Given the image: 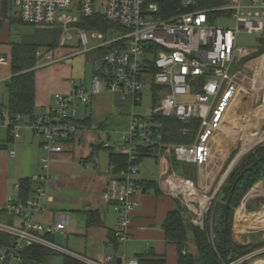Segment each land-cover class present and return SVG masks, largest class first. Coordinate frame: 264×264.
Returning <instances> with one entry per match:
<instances>
[{
  "label": "built area",
  "instance_id": "1",
  "mask_svg": "<svg viewBox=\"0 0 264 264\" xmlns=\"http://www.w3.org/2000/svg\"><path fill=\"white\" fill-rule=\"evenodd\" d=\"M15 9L17 18L41 29L58 30V45L65 46L76 38L80 53L102 50L99 66L90 80L89 87L74 85L68 93H58L54 104L39 115H32L26 122L47 154L63 151V145L75 139L79 126L76 123L79 104H88L91 97L102 91H113L138 104L146 79L151 87L159 89L156 105L142 113L130 114L128 129L120 135V145L113 151L127 155L130 162L136 159L137 146L156 148L162 146L164 167L162 175L165 192L179 199L190 215V222L203 228L212 199L205 194L204 203L198 199L200 189L195 181L170 170L167 156L176 162L196 165L200 174L206 165L209 144L217 129L226 120L229 109L236 105L239 88L244 93L256 88L254 98L259 107L264 106V51L248 57L237 72L229 73L230 64L237 54L246 57L250 51L236 46L239 32L264 34V0H5ZM173 1V5L166 3ZM215 3L204 6L208 2ZM169 14V15H168ZM102 18L104 28H84L80 20ZM232 17L233 27L217 25L216 21ZM98 24L97 21H93ZM87 32L96 42L88 47ZM36 60L52 62L51 51L37 50ZM5 57L0 55V63ZM246 62L251 64L247 66ZM153 70H152V68ZM248 90V91H247ZM243 92V91H242ZM242 101V100H241ZM240 105V104H239ZM237 106L235 107V109ZM176 117L181 121L199 119V128L190 144H161L153 136L152 116ZM22 115L9 119L5 109L0 110V131L6 130L15 139L20 137L18 128ZM14 151L10 150V154ZM49 157L41 158L40 173L31 176L32 195L21 201L8 198L0 214L20 219L19 225L0 221V232L7 235L9 245L0 249V264H21L23 250L39 245L88 264H100L73 252L49 239V235L67 228L68 212L54 214L52 224L43 225L35 213L44 208L48 178ZM139 164L112 172L103 191V198L113 204L117 213L114 236L118 244L129 239L131 215L137 202L133 199L141 192L138 178ZM230 173V172H229ZM228 176V175H227ZM226 179V178H225ZM18 191V184L15 185ZM249 192L235 209L232 229L242 231L251 226L237 222L238 211L254 219L256 212L247 210ZM257 215V214H256ZM237 226V227H236ZM264 250L254 251L244 257L224 264H238ZM118 257H108L107 264H118ZM119 264H138L137 260L119 256Z\"/></svg>",
  "mask_w": 264,
  "mask_h": 264
},
{
  "label": "crops",
  "instance_id": "2",
  "mask_svg": "<svg viewBox=\"0 0 264 264\" xmlns=\"http://www.w3.org/2000/svg\"><path fill=\"white\" fill-rule=\"evenodd\" d=\"M15 20H19L15 9L5 0H0V55L6 57L8 62V65L0 63V83H3L4 88L6 81L11 76L10 53L11 45L15 42L10 41L9 30L11 23ZM79 46L78 40L73 38L65 46L57 45L52 49L40 46L36 49V51H51L53 63L74 56L75 58H73L74 63L71 67L64 66L63 69H60L61 74L57 76V81L55 80L56 82L51 86L47 85L50 82L42 76L37 78L35 74L33 115L44 113L49 106L54 104L56 94L68 93L74 85L89 87L90 80L100 62L95 63L94 56H90V63L93 65L92 74L91 78L86 81L87 59L79 52ZM72 48L77 49L71 50ZM52 62L42 60L38 63L36 60L34 69ZM246 63L247 66L251 64L250 62ZM59 78H64V80L59 81ZM75 78H77V82ZM5 103L0 101V104ZM79 105H83V115L76 116L77 121H82L77 135L73 141L65 143L63 151L58 153L47 154L41 147L40 139L26 125L30 118L28 116H22V120L25 118L26 122L22 121L19 125L20 137L18 139L9 134L11 139L6 141L4 139L8 132L0 131L1 142L5 144L4 147H0V208L6 204L8 198L18 197L15 185L19 179H30L32 175L40 173L41 158L46 155L49 157V162L45 204L43 209L35 213V219L43 225H49L53 223L54 214L57 212H68L70 215V221L65 230L48 236L51 241L100 264H107L109 256H125L137 260L138 263L141 261L143 264H160L161 262L162 264H177V245L166 240L163 223L167 213L177 207V202L181 207L185 206L179 199L165 192L164 175H162L163 153L157 158L147 157L153 158V164L146 163V158L139 164L138 178L154 181L155 185L143 189V191L141 189V192L133 197L137 205L131 215L129 239L124 244L116 242L117 244L114 245L111 242L117 213L113 204L103 198V191L110 178L106 171L110 168L108 151L97 146L94 149V145L102 144L97 139L101 134L109 133L108 127L121 124L124 130L119 134L125 132L129 127L130 114L134 112V107L137 104H132L130 99L122 97L118 92L102 91L92 96L88 104ZM128 107L130 113L127 112ZM85 119H88L89 124L83 122ZM120 135L117 139L118 142ZM10 150H13L14 153L10 154ZM167 157L170 170L179 173L171 163L170 156ZM194 181L199 189H202V186L198 184L200 182L198 173ZM202 181L203 179H201ZM259 182L260 185L251 191L247 203L257 198L264 200V181ZM261 207L263 206L260 205L258 208ZM88 212L93 214L92 223H88ZM242 214L241 221L246 224L252 221L248 215L243 212ZM183 216L187 223L193 225L190 222L187 209ZM0 221L12 225L20 224V219L4 214H0ZM1 234L3 233L0 232V237ZM5 236L8 239V244L1 246L0 249H6L9 245V238L7 235ZM232 238L238 243H248L252 240L251 235L244 233L243 230L232 229ZM183 251L191 253L193 256L197 254L190 230ZM55 257H58L59 260H54ZM66 258L74 261L73 264H88L56 252H53L44 263L35 264H72V261L66 262ZM250 264H264V256L251 259Z\"/></svg>",
  "mask_w": 264,
  "mask_h": 264
},
{
  "label": "trees",
  "instance_id": "3",
  "mask_svg": "<svg viewBox=\"0 0 264 264\" xmlns=\"http://www.w3.org/2000/svg\"><path fill=\"white\" fill-rule=\"evenodd\" d=\"M166 3L172 4L173 10L178 11L173 1H167ZM213 4L215 3L212 1L204 4V6ZM94 20L97 21L98 24H94ZM78 25L84 28L100 29L108 26L106 21L100 17L90 19V21L82 19L78 22ZM48 32L50 38L46 42H15L11 45V76L8 81H6L5 86L7 101L5 104H0V110L5 109L9 119H13L16 114L31 117L34 113L35 51L40 46L52 49L58 45V32L55 30ZM151 88L153 91L152 102L153 105H156L159 94L157 92L155 93V91L159 88L155 86ZM152 119L154 122V126L152 127L153 136L155 138L159 137V142L161 144L192 143L200 123L197 118L181 121L174 116L164 117L160 114L152 116ZM87 120L88 119H85L83 122L89 124ZM76 123L80 126L82 121H76ZM6 135L4 140H10L11 134L9 136L8 132ZM1 141L0 139V147H4L5 144ZM96 146L102 147L108 151V163L112 172L126 169L130 164L138 165L147 157L157 158L164 150L160 145L156 146V148L137 146L135 149L136 159L130 162L127 155L117 153L110 147H104L102 144L94 145V149ZM233 154L234 151L228 157V160L232 158ZM171 163L176 170L188 177L183 170L181 171V168H179L180 164L176 162L173 157H171ZM188 178L192 179L191 177ZM192 180H195V178ZM258 181H264V144L257 145L244 154L230 171L212 199L203 228L187 223L183 216L186 208L181 207L180 203L177 202V207L167 213L163 223L166 240L177 245V264H224L227 261H234L263 248V238L257 241L250 240L248 243H238L232 238V220L235 209L243 196ZM139 183L142 189H147L155 185V182L150 180H140ZM17 184L19 186L18 200L24 201L32 195V182L29 178L19 179ZM226 202H228L229 207L227 212V227L224 228ZM260 205L264 207V200L257 198L247 204V209L255 210ZM87 216L88 223H92L91 219L93 214L88 212ZM189 230L192 233L193 241L197 249L196 256L183 251L187 242ZM111 242H113L114 245L117 244L114 231L111 234ZM6 244H8V239L4 234H1L0 247ZM22 254L23 262L21 264H35L44 263L47 258L53 254V251L47 247L34 245L26 247ZM263 256L264 252L251 258L243 259L238 264H250L251 259ZM65 261L71 262L72 260L66 258ZM71 263L73 264L75 262L72 261ZM138 264L143 263L139 261ZM160 264H162V262Z\"/></svg>",
  "mask_w": 264,
  "mask_h": 264
},
{
  "label": "rangeland",
  "instance_id": "4",
  "mask_svg": "<svg viewBox=\"0 0 264 264\" xmlns=\"http://www.w3.org/2000/svg\"><path fill=\"white\" fill-rule=\"evenodd\" d=\"M216 23L217 25L220 26L233 27L235 25V20L232 17H227L225 19L222 18L220 20H217ZM51 30L58 31L56 29H44V28L38 29L35 28L34 25H30L25 22L15 20L10 25L9 37L11 42H46L50 38V34L48 31ZM87 37L89 40L87 46L90 47L96 42V40L92 39L90 32H87ZM236 46L250 51V54H248V56L246 57L245 56L239 57L236 54L234 57L235 58L234 61L230 64L229 73L237 72V70L241 68L243 62L248 57H253L264 51V34H255V33L250 34L247 32H239L236 35ZM79 47H80L79 49H82L83 46H79ZM76 49L77 48H72L71 50H76ZM102 53H103L102 50H98V49L81 53L83 57L87 59V65L85 69L86 81H88L91 78V74H92L93 65H91L90 63V56L93 55L94 61L95 63H97L102 57ZM54 57L56 58V54L54 55ZM73 58H75V56L68 58L66 60L55 61L54 63L53 62L48 63L39 68H35L34 78H35V74L37 78H39V76H42L44 79H46V81L50 82L47 85L51 86L53 83L57 81L58 78L57 76L61 74V70H60L61 68L63 69L64 66L66 67L72 66V64L74 63ZM5 59L6 61H4L2 64L8 65L7 58L5 57ZM75 79L77 82V78ZM63 80L64 78H59V81H63ZM239 89L241 90V92L243 91L242 93L245 92L243 86H241ZM256 91L258 90L256 88H253L252 90L248 91V94H245V96L241 95V98H239L240 101L242 100L241 101L242 103H240L241 106L240 113L245 111V115L240 118L235 116L231 118L227 114L226 120L221 124V126L217 129L214 136L212 137L209 144V149L206 153V158H205L206 165L204 166L203 171L200 172L199 174L200 182L198 184L202 186V189H200V195L198 197L200 201L204 199L202 197L204 194L207 197H211L213 192L218 191L221 180L224 178L228 168L234 162L238 154L241 152L242 148H246V149L240 155V157L235 160L234 162L235 164L233 165V167L237 164V162L241 159V157L244 154H246L248 151H250L252 148H254L257 145L264 144V138L258 142L255 143L253 142L259 136L260 132L264 134V119H260L259 122H257L256 119L258 118L257 114L262 110V108L259 107L260 106L259 103H257L254 98ZM156 92L157 91H155V93ZM152 98H153V91L151 88V84L149 79H146L145 86L141 93L140 102L134 107V113H142L145 108L151 107L153 105ZM0 101L2 102L7 101L6 89L4 88L3 83H0ZM237 108L235 109L234 113H237ZM127 112L130 113L129 107ZM82 115H83V105H79L77 109V117ZM120 118H122V116H120ZM22 121L26 122L25 118H23ZM121 126H122L121 124H117V126L115 127H108L110 130L109 133L101 134L97 140L102 144L108 143L111 146L120 145L117 139L118 136L120 135L119 134L120 131L124 130V127ZM233 151L234 154L232 158L228 160V157L231 155ZM44 157L47 156L45 155ZM145 162L153 164L154 160L153 158H146ZM179 164H180L179 168H181V171L183 170V172L188 177H191L192 179L196 178L197 173H196L195 164L187 163V162H179ZM201 179H203L202 182ZM254 185L248 191L249 196L251 195V191L255 187ZM46 189H47V185H46ZM249 211L256 212L257 215L254 214V216H256L255 218L259 216L262 217L264 216V207ZM254 219H252V221ZM243 231L244 233L245 232L249 233L251 235L252 240L254 241H257L261 238L264 239V234H263L264 226L249 227ZM260 250H264V246L262 249H259L258 251ZM54 260H59V258L55 257ZM241 261L242 260H239V262Z\"/></svg>",
  "mask_w": 264,
  "mask_h": 264
},
{
  "label": "bare ground",
  "instance_id": "5",
  "mask_svg": "<svg viewBox=\"0 0 264 264\" xmlns=\"http://www.w3.org/2000/svg\"><path fill=\"white\" fill-rule=\"evenodd\" d=\"M241 95H242V92L241 91H239V95H238V97H241ZM240 101V100H239ZM238 101V98L236 99V105H234V106H232L230 109H229V111H228V116L229 117H233V116H235V117H238V118H240V117H243L244 115H245V111L244 112H242V113H234V111H235V107L237 106V107H239L240 105V103H242L241 101L239 102ZM260 108H262V110H261V112H259L258 114H257V117L258 118H256L257 119V122H259V120L260 119H264V106L263 107H260ZM254 118V119H255ZM264 138V134L263 133H261L260 132V134H259V136L255 139V141H253L254 143L255 142H258V141H260L261 139H263ZM245 149L246 148H242L241 149V152L238 154V156L236 157V159L237 158H239L240 157V155L245 151ZM217 172V171H216ZM201 203H204V200H201ZM243 214H242V212H240V211H238V214H237V222H241L242 223V221H241V219L243 218V216H242ZM248 225L249 226H251V227H261V226H264V216L262 217V216H259L255 221H250V222H248Z\"/></svg>",
  "mask_w": 264,
  "mask_h": 264
},
{
  "label": "water",
  "instance_id": "6",
  "mask_svg": "<svg viewBox=\"0 0 264 264\" xmlns=\"http://www.w3.org/2000/svg\"><path fill=\"white\" fill-rule=\"evenodd\" d=\"M240 112H241V106H239V107L237 108V113H240ZM235 160H236V159H235ZM235 160H234V162H235ZM234 162H233V163L231 164V166L228 168V170H227V172H226L224 178L221 180L219 186H221V184L223 183V181L225 180V178L227 177V175L229 174V172L232 170L233 165L235 164ZM258 185H260V182H257L254 186L256 187V186H258ZM142 191H143V189H142ZM228 207H229V204H228V202H226V203H225V212H224V228L227 227V212H228ZM263 234H264V231H263ZM117 262H118V264L120 263V258H119V257L117 258Z\"/></svg>",
  "mask_w": 264,
  "mask_h": 264
}]
</instances>
